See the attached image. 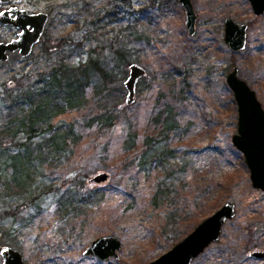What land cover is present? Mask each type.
<instances>
[{
  "label": "rangeland",
  "instance_id": "obj_1",
  "mask_svg": "<svg viewBox=\"0 0 264 264\" xmlns=\"http://www.w3.org/2000/svg\"><path fill=\"white\" fill-rule=\"evenodd\" d=\"M13 2L50 11L51 16L31 55H14L0 65V140L4 141L0 151L7 149L5 141L16 143L30 136L28 121L20 128L18 139L7 136L3 127L11 113L22 114L25 108H12L14 99L25 91L24 84L77 67L91 56L111 58L117 49L126 51L128 57L125 63L114 57L108 61L105 82L98 73L91 74L87 82L79 75L83 84L80 91L85 92L81 103L52 120L64 124L112 111V126L105 131L79 128L81 141L73 143L72 154L59 161L49 158L43 168L54 178L55 188H63L64 178L88 172L87 184L108 187L104 199L89 200L81 211L67 212L59 208L52 194L33 201L8 192L1 183V243L20 250L30 264H142L170 250L187 234L176 239L171 229L165 231L167 208L149 203L162 167L141 168L132 163L126 169L145 147L144 137L154 128L152 117L161 103L169 102L180 122L166 141L175 152L169 162L180 165L184 161L187 165L185 182L177 179L175 184V192L184 199L171 198L182 208L185 224L194 221L192 215L200 223L226 202L236 204V215L225 222L221 238L192 264H264V258L252 255L264 250V191L253 186L244 155L233 143L238 106L227 82V74L237 66L264 106V13L256 14L250 0H193L198 20L191 35L179 0ZM227 17L248 25L245 49L233 50L226 42ZM16 31L15 26L0 24V41L15 37ZM133 62L146 66L148 72L138 83L135 102L127 104L124 83ZM27 77L32 81L27 82ZM101 82L102 88L97 89ZM183 84L186 87L182 90ZM40 103L34 101L33 107ZM38 126L41 135L34 140L40 142L46 125ZM131 139L133 146L126 150ZM106 164L116 166L118 173L127 170L126 175L112 174L100 183L91 181L102 172H110L103 169ZM16 202L24 203L19 217L9 213ZM129 203L133 208L125 212ZM106 234L122 240L119 257L103 260L84 254L92 241ZM0 264H4L1 254Z\"/></svg>",
  "mask_w": 264,
  "mask_h": 264
},
{
  "label": "trees",
  "instance_id": "obj_2",
  "mask_svg": "<svg viewBox=\"0 0 264 264\" xmlns=\"http://www.w3.org/2000/svg\"><path fill=\"white\" fill-rule=\"evenodd\" d=\"M126 51L117 49L111 53L121 63L126 62ZM111 58H100V56H91L87 62L81 63L77 67L63 68L61 72L55 71L48 75V78H42L35 83L26 85V88L20 96L16 97L13 103L14 109L23 108L22 114L11 113L7 121L3 124L4 131L7 136L13 139H18V133L23 125L29 123L30 136L24 141L13 140L5 141L7 149L0 151V185L3 184L6 190L10 193L13 191L23 197H28L33 201L46 197L45 194H52L57 198V204L61 210L81 211L83 204L91 201H100L104 199L105 192L108 187H94L87 184L86 177L88 172L76 173L68 178H64L63 188H55L54 178H50L43 171V168L49 162V158L54 161L65 156L69 157L72 154L71 146L73 143H79L78 129L89 130L92 127H97L99 131H105L112 126L113 112L107 111L91 118L76 119L70 123L56 124L52 120L66 112L70 107L80 104L84 91H80L82 82H79V75L87 80L93 73L101 75V80L106 81L108 72L106 65ZM128 59V58H127ZM27 82L32 81V77L25 79ZM103 82V83H104ZM86 85V84H85ZM81 86V87H80ZM186 87L182 85V90ZM102 88L101 84L97 85V89ZM163 94V93H162ZM165 94L158 98V102L162 101ZM9 101V98H4ZM12 100V101H14ZM40 101L39 105L34 108V101ZM83 103V102H82ZM179 114L175 112L172 103H161L159 112L153 116L154 128L150 133L147 132L143 143L145 147L137 153L131 164L126 166L130 169L131 165L137 164L141 168L146 165L161 166L163 173L157 179L156 188L150 195V204L153 207L167 208V215L164 229L170 230L176 239L182 238L184 234L191 232L199 223L194 217L193 222L185 224V219L182 214V208L175 203L172 196L183 200L182 194L175 192V184L177 179L184 181L187 165L182 164L170 165V159L175 156V152L170 150L168 144L172 130H177L180 125ZM39 124H45L43 130V141L37 142L34 137L40 136ZM3 131V132H4ZM5 136L6 138H8ZM0 142L4 143L3 140ZM134 142L131 139L125 144L126 150L132 147ZM103 169H108L109 178L111 175L125 176L127 170L118 173L116 166L106 164ZM108 178V179H109ZM199 185V184H198ZM202 189L201 186H198ZM203 193L207 190L203 187ZM199 197H201L199 195ZM198 197V199H199ZM16 202L9 213L15 217H19L22 212L20 205ZM133 208L132 203H129L125 212ZM183 222V225H179Z\"/></svg>",
  "mask_w": 264,
  "mask_h": 264
},
{
  "label": "water",
  "instance_id": "obj_3",
  "mask_svg": "<svg viewBox=\"0 0 264 264\" xmlns=\"http://www.w3.org/2000/svg\"><path fill=\"white\" fill-rule=\"evenodd\" d=\"M8 2L9 0H2ZM186 11V25L191 35L195 34L198 15L193 0H179ZM256 14L264 13V0H250ZM0 22L5 25H16L22 31L18 38L9 42H0V64L9 58V51L21 49L28 56L34 43L38 42L48 20L43 12L29 13L27 9L13 7L1 11ZM17 17L12 19L11 16ZM225 40L233 50H243L247 46L248 25L238 23L232 17L225 19ZM130 72L125 80L127 104L136 100L137 86L147 74V67L137 62L129 66ZM235 66L227 75V82L234 92L238 106V131L233 135L234 145L243 153L250 169L253 186L264 191V106L255 89L238 73ZM109 178L107 172L96 175L91 181L100 183ZM235 202H226L212 215L200 222L189 234L177 242L170 250L148 263L142 264H192L204 250L221 238L223 226L228 219L235 217ZM0 232V240H1ZM123 242L114 234L103 235L87 246L85 255H95L100 259L119 257ZM0 253L4 264H30L17 248L0 242ZM255 257L264 258V250L252 253Z\"/></svg>",
  "mask_w": 264,
  "mask_h": 264
},
{
  "label": "flooded vegetation",
  "instance_id": "obj_4",
  "mask_svg": "<svg viewBox=\"0 0 264 264\" xmlns=\"http://www.w3.org/2000/svg\"><path fill=\"white\" fill-rule=\"evenodd\" d=\"M13 7H19V8L27 9L29 13L43 12V13H47V14H48V20H47V23H46L45 28H44V30H43V33H42V35H41L39 41L33 44L32 49H31V52H30V54H29V55H31V54L35 51L37 45L41 42V40H42V38H43V36H44V34H45L46 27H47L48 21H49V19H50L51 13H50V11H45V10H38V9H37V10H32V9H29V8L20 7L17 3H14L13 0H9L8 2H4V1L0 0V12L3 11V10L9 9V8H13ZM16 17H17L16 14H13V15L11 16L12 19H14V18H16ZM0 24H3V23L0 22ZM4 25H5V24H4ZM12 26H15V27L17 28L16 36H15V37H12V38H11L10 40H8V41H0V42H9V41H11V40H13V39H15V38H18V36H19V34L21 33L22 30H21L20 28H18L16 25H12ZM14 55H18V56H20V57H27V56H24V55H23L22 50L19 48V49H17L16 51H9V58H8L7 60H9V59H10L12 56H14ZM29 55H28V56H29ZM7 60H6V61H7ZM2 62H4V61H2ZM2 62H1V63H2ZM0 65H1V64H0ZM234 67H235V66H234ZM234 67H233V68H234ZM231 70H232V69H231ZM231 70H230V71H231ZM230 71H229V72H230ZM147 72H148V71H147ZM238 73H239V70H238ZM146 75H147V74H146ZM146 75H145V76H146ZM227 75H228V74H227ZM145 76H144V77H145ZM240 77H241V76H240ZM0 242H1V240H0ZM4 245H5V244H4ZM0 254H1V253H0Z\"/></svg>",
  "mask_w": 264,
  "mask_h": 264
},
{
  "label": "snow or ice",
  "instance_id": "obj_5",
  "mask_svg": "<svg viewBox=\"0 0 264 264\" xmlns=\"http://www.w3.org/2000/svg\"><path fill=\"white\" fill-rule=\"evenodd\" d=\"M2 15H4V13L3 12H0V16H2Z\"/></svg>",
  "mask_w": 264,
  "mask_h": 264
}]
</instances>
